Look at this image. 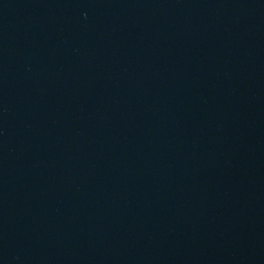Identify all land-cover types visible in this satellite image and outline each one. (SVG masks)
I'll return each instance as SVG.
<instances>
[{
  "label": "water",
  "instance_id": "95a60500",
  "mask_svg": "<svg viewBox=\"0 0 264 264\" xmlns=\"http://www.w3.org/2000/svg\"><path fill=\"white\" fill-rule=\"evenodd\" d=\"M0 264H264V0H0Z\"/></svg>",
  "mask_w": 264,
  "mask_h": 264
}]
</instances>
